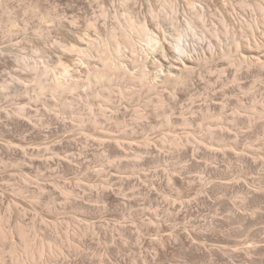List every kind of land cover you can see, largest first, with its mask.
Returning a JSON list of instances; mask_svg holds the SVG:
<instances>
[{"label": "rangeland", "instance_id": "obj_1", "mask_svg": "<svg viewBox=\"0 0 264 264\" xmlns=\"http://www.w3.org/2000/svg\"><path fill=\"white\" fill-rule=\"evenodd\" d=\"M126 17L147 80L84 86ZM0 229V264H264V0H0Z\"/></svg>", "mask_w": 264, "mask_h": 264}, {"label": "bare ground", "instance_id": "obj_2", "mask_svg": "<svg viewBox=\"0 0 264 264\" xmlns=\"http://www.w3.org/2000/svg\"><path fill=\"white\" fill-rule=\"evenodd\" d=\"M126 18H127V20H125L126 22L124 23L125 26L123 25L124 27L123 26H122L123 28L121 27L122 29L119 30L120 33L118 35L111 33V35L109 34L110 35L109 37L107 36V38L106 37L105 38H102L103 40L102 39H100V40L98 39L99 42L96 39H95L96 42H94V40H92L90 43H88L90 45L88 47H85L84 49L83 48L76 49V51L77 50L79 51L78 53L82 52V55L80 53L81 58H82L81 60H83V58L85 57V54H87V56L90 55L89 51L91 52L92 50H95L96 51L95 54L97 53V55H98L97 56L98 57L97 59H99V61H100V63H98V61H97L98 64L96 63V66L90 67L91 65L90 66L88 65V67H90L91 69H89V68H88L89 70L87 69L88 70L87 75H86L87 78L85 79L86 80V83L84 82L86 85L84 84V86H86V87L88 86V88L91 87V89H93L92 87H94L96 85L97 86L99 85L101 87H104L105 86V90H106L108 88L106 86V85H108L107 83L114 82V80H115V83H116V79H114L113 76L115 75V77H116L120 73L122 74L121 76H124L125 75V77L128 74V77H130V79H131L132 76L130 74L132 72L129 71L128 68H126V66H125L124 63H127V62H129L131 60L132 62H134V64L137 63V62L141 64V62L139 60L137 61V59H136L138 56L136 57L135 54H132V53L140 52V50L142 48V46H140L141 45L140 43L143 41V43H145L143 45H145L146 48L148 47V50H153V49L155 50L156 49V46L158 47V45L160 44V42L158 41L159 39H156V37L154 36V34L151 33L149 30H147L148 28L145 27V24L136 23L135 21H133L129 17H126ZM186 28L187 29L190 28L191 30L192 29L194 30V27L192 26L191 22H187ZM134 34L135 35L136 34L139 35V38L137 39V41L139 39L142 40V41L139 40L138 44L135 41L136 40L135 38H137V36L134 37ZM180 34H181V32H179V35ZM166 40H168V39H166ZM170 45H172V44H170ZM138 46H140V47H138ZM161 47H162V45H161ZM178 49H180L179 52H181L182 55L184 54V52L186 50L185 47H184V45H182V44L181 45H178ZM126 50L127 51L129 50L130 54H132L131 56L134 55L135 58H133V59L134 60L136 59L137 62L136 61H133L132 57L130 59L125 58L129 54V52H126L127 55H125V51ZM141 51H143V50H141ZM92 54H93V52H92ZM91 55L88 56V57H91ZM137 55H139V53ZM88 57L85 60H87ZM125 59H126V61H125ZM127 59H128V61H127ZM177 62H178V60H177ZM144 64L145 63H142V65H144ZM181 66L183 67V65H181ZM127 67H128V63H127ZM143 67L145 68V66H143ZM143 67L140 68L141 70L139 69L140 72H139V70L137 71V72H139L138 75H137V73L135 75L132 73V75H134L136 79H139V81H143L144 82V80L147 77V73H145L146 71L144 72L145 69L142 70ZM135 68H138V64H137V67L135 66ZM127 69H128L129 72L127 71ZM179 69H180V67H179ZM62 72L64 74V77H65V75H68L69 74L68 69L65 68V67L63 68ZM179 73H181V72H179ZM175 76H176V74H175ZM66 77H68V76H66ZM61 79L64 80L65 78H62L61 77ZM61 79H57V80L55 79L54 80V85H53L54 88H60L61 90L65 88L66 84H64L63 83L64 81H61ZM134 79H132V80H134ZM76 82H78V81H76ZM76 82H73V83L76 84ZM75 84H71V85H73L74 88H75V86L78 85V84H76V85ZM109 86H110L109 88H111V84ZM113 86H115V84ZM40 88H41V86H40ZM68 88H71V87L69 86ZM95 88L97 90V87H94V90H95ZM100 88H99V90H100ZM42 89H43V87H42ZM102 89H104V88H102ZM65 90H69V89H66L65 88L64 91ZM105 90H103V91H105ZM103 91L102 92L101 91L100 92L98 91V94L97 95L100 96L103 100H106L107 101V99H108V101H109V98H107V96L105 94H103ZM95 93H97V91Z\"/></svg>", "mask_w": 264, "mask_h": 264}]
</instances>
